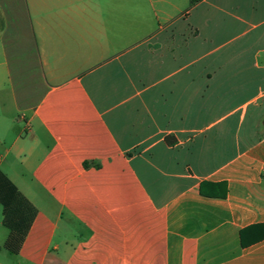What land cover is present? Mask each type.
<instances>
[{
	"label": "crops",
	"instance_id": "1",
	"mask_svg": "<svg viewBox=\"0 0 264 264\" xmlns=\"http://www.w3.org/2000/svg\"><path fill=\"white\" fill-rule=\"evenodd\" d=\"M0 187V264H264V0H0Z\"/></svg>",
	"mask_w": 264,
	"mask_h": 264
},
{
	"label": "trees",
	"instance_id": "2",
	"mask_svg": "<svg viewBox=\"0 0 264 264\" xmlns=\"http://www.w3.org/2000/svg\"><path fill=\"white\" fill-rule=\"evenodd\" d=\"M198 0H192V5H194ZM12 189H14L12 187ZM15 191V198L9 201H5L4 199L0 198L1 203L4 207V215L5 217H11L12 215L18 214L20 212L26 211L27 209H24L23 202L24 200L22 197ZM8 193V190L4 187H0V196L3 197V195H6Z\"/></svg>",
	"mask_w": 264,
	"mask_h": 264
},
{
	"label": "rangeland",
	"instance_id": "3",
	"mask_svg": "<svg viewBox=\"0 0 264 264\" xmlns=\"http://www.w3.org/2000/svg\"><path fill=\"white\" fill-rule=\"evenodd\" d=\"M24 123V122H23ZM21 124V128H23L24 129V127H25V123L24 124ZM1 133H3L4 135H6V131L5 130H2V132ZM1 208H0V219H1Z\"/></svg>",
	"mask_w": 264,
	"mask_h": 264
}]
</instances>
